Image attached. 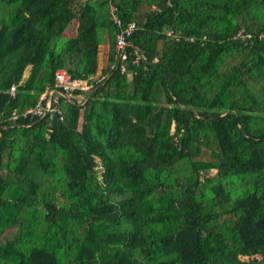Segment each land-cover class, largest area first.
<instances>
[{
	"label": "trees",
	"instance_id": "1",
	"mask_svg": "<svg viewBox=\"0 0 264 264\" xmlns=\"http://www.w3.org/2000/svg\"><path fill=\"white\" fill-rule=\"evenodd\" d=\"M117 4L48 126L7 118L107 70V0H0V264H264V0Z\"/></svg>",
	"mask_w": 264,
	"mask_h": 264
},
{
	"label": "built area",
	"instance_id": "2",
	"mask_svg": "<svg viewBox=\"0 0 264 264\" xmlns=\"http://www.w3.org/2000/svg\"><path fill=\"white\" fill-rule=\"evenodd\" d=\"M119 0H107V7L109 18L117 27L114 35V61L108 64L106 71H97L94 74H89L86 77H73L70 72L64 68H58L54 72L52 82H48L44 90L40 93L34 105L25 109L21 113L13 110L7 118L12 122L17 121L18 118L24 119H47L48 126L51 125L52 120L57 119L63 121L64 110L63 106L66 102L78 101L83 104L85 101V93L100 83L108 76L109 71L120 67L124 70V64L121 62L125 58V47L128 45L127 38L138 28L135 21H130L126 24L122 22L118 12ZM152 9L157 10L156 5L151 6ZM241 33L238 32L237 35ZM167 34L171 35L172 30H167ZM9 92L11 95L15 92V86L11 85ZM84 98V100H83Z\"/></svg>",
	"mask_w": 264,
	"mask_h": 264
},
{
	"label": "rangeland",
	"instance_id": "3",
	"mask_svg": "<svg viewBox=\"0 0 264 264\" xmlns=\"http://www.w3.org/2000/svg\"><path fill=\"white\" fill-rule=\"evenodd\" d=\"M76 25V21L73 20L71 23V26L69 28H67V31L65 33V35L67 34H71L74 31V27ZM73 28V29H72ZM107 52H108V42L106 41V43H104V45L100 46V51L98 54V71L101 70L103 67H105L106 63H107ZM28 69V68H27ZM27 72V70L25 71ZM26 74V73H25ZM257 258H260L259 255L256 256ZM241 259H247V257H240Z\"/></svg>",
	"mask_w": 264,
	"mask_h": 264
},
{
	"label": "crops",
	"instance_id": "4",
	"mask_svg": "<svg viewBox=\"0 0 264 264\" xmlns=\"http://www.w3.org/2000/svg\"><path fill=\"white\" fill-rule=\"evenodd\" d=\"M102 46L104 45V43L103 44H101ZM107 57V56H106ZM107 60V59H106ZM99 62V61H98Z\"/></svg>",
	"mask_w": 264,
	"mask_h": 264
}]
</instances>
